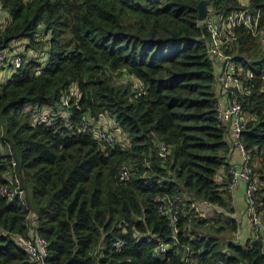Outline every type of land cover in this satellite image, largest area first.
<instances>
[{
	"label": "trees",
	"instance_id": "obj_1",
	"mask_svg": "<svg viewBox=\"0 0 264 264\" xmlns=\"http://www.w3.org/2000/svg\"><path fill=\"white\" fill-rule=\"evenodd\" d=\"M200 1L0 0L8 14L0 49L20 40L26 50L46 46L40 75L0 83V186L15 162L25 190L23 201L0 198V264H35L18 242L30 233L48 242L45 264H188L185 255L189 264H264V236L232 241L238 222L229 193L231 147L215 117L217 65L197 19ZM247 4L252 15L259 12L264 33V0ZM207 7L220 22L244 10L240 0H209ZM232 32V50L243 72L253 74L241 141L258 179L254 205L264 224V45L241 26ZM34 66L41 65L31 58L24 71ZM115 74L130 81L115 86ZM28 107L58 114L40 126ZM106 113L124 144L118 136L111 146L91 131L76 133L84 115L96 122ZM160 143L170 148L165 160L157 156ZM124 163L133 169L126 184L118 181ZM164 194L182 201L181 250L157 257L155 241L171 243L172 227L154 202ZM198 205L220 211L205 218Z\"/></svg>",
	"mask_w": 264,
	"mask_h": 264
},
{
	"label": "built area",
	"instance_id": "obj_2",
	"mask_svg": "<svg viewBox=\"0 0 264 264\" xmlns=\"http://www.w3.org/2000/svg\"><path fill=\"white\" fill-rule=\"evenodd\" d=\"M240 4L244 7V10L228 16L225 22H220L217 18L207 16L203 23L209 34V54L217 65L214 84L217 97L215 117L217 122L224 127L225 142L229 144L231 150L237 152L241 157L240 167L229 170V185L233 186L239 181L244 183V196L248 203L246 215L252 238H254L259 235L264 236V224L262 223L258 208L254 205V197L258 191V179L254 175L251 167L250 152L245 149L241 141V136L246 131V126L249 121V116L243 109L242 102L252 93V87L248 83L252 81L253 74L243 72L240 58L232 50L235 40L232 29L234 27H243L254 38H257L261 45H264V33L258 28L259 12L256 11L252 15L251 12L246 10L248 6L247 0H240ZM22 42V40L13 41L3 49H0V83H5L20 73H27L30 76L40 75L42 67L46 65L45 62L41 63L38 60V56L31 49L28 48L26 50L25 43ZM42 57L46 61V57ZM31 58L33 61L39 62L41 66H34L24 71L25 64L30 62ZM137 84H134V88L138 90L140 95L144 94L145 90L142 85L137 87ZM222 100H224L225 104H223ZM68 104L69 97H64L60 107L64 118L67 112L63 111L62 108L67 107ZM57 114L58 112L55 114L54 110L43 107L35 119L36 124L40 126L47 125ZM115 127L113 125L108 130L103 119L100 120L99 118L95 122L87 115H84L76 133L84 134L91 131L97 142L113 146L119 142L117 137L119 130H116ZM169 154V146H166L164 143H160L157 146L158 158L165 160ZM145 168L147 171L151 170L149 161L145 162ZM132 175L133 169L131 164L124 163L118 171V181L126 184L130 181ZM145 177H148L147 173L143 174V178ZM4 180L6 184L0 186V198L8 202L23 201L25 190L21 186L15 162L11 164L10 168L4 174ZM154 202L158 206V214L167 220L172 227L170 235L171 243L156 240L154 255L157 257L165 256L170 251L179 253L181 247L178 245L176 222L182 201L177 196L174 197L164 194ZM196 212L200 214L197 208ZM18 242L23 251L35 264H45L48 249V242L45 238L38 235L32 237L30 233L25 239L18 237ZM189 252H191L189 247L184 248L183 254ZM184 262L189 264L187 255H185Z\"/></svg>",
	"mask_w": 264,
	"mask_h": 264
},
{
	"label": "crops",
	"instance_id": "obj_3",
	"mask_svg": "<svg viewBox=\"0 0 264 264\" xmlns=\"http://www.w3.org/2000/svg\"><path fill=\"white\" fill-rule=\"evenodd\" d=\"M1 11V10H0ZM3 13L2 16H0V24L6 25V20L8 18V14L1 11ZM2 22V23H1ZM223 104H225L224 100H222ZM227 162L230 166V169L232 168H239L241 163V157L240 155L235 152L234 150H230L229 154L227 155ZM225 179L224 172L220 173V176L218 177V181L222 182V180ZM244 183L239 181L235 185L230 186L229 185V193L231 197V203L234 208V218L238 222V230L236 237L238 239L245 241L250 238H252L251 229L249 226V223L247 221V215H246V209L248 206V203L244 196ZM196 208L201 210V214L205 215V218L208 216L213 215V213L217 210L220 211V209H217L215 207H205L202 206H196Z\"/></svg>",
	"mask_w": 264,
	"mask_h": 264
},
{
	"label": "rangeland",
	"instance_id": "obj_4",
	"mask_svg": "<svg viewBox=\"0 0 264 264\" xmlns=\"http://www.w3.org/2000/svg\"><path fill=\"white\" fill-rule=\"evenodd\" d=\"M0 10H1V8H0ZM1 11H0V16L3 15V13ZM4 27H5V25L0 24V30L3 29ZM40 40H44V39L43 38H40ZM22 43H25V48H26V46L28 45V42L27 41L26 42L23 41ZM45 49H46V46L44 44H42V43H38V46L37 47H32V49H31L38 56V60L41 63H44L45 62L44 59H43V57H42V51H44ZM115 75L116 76H115V78L113 80L115 86L121 87V86L125 85L127 83V81L129 80L128 77L125 74L122 75V76H117V74H115ZM135 83H137V81L134 79V81H133L132 84L134 85ZM131 89H132V87H131ZM70 91H71V93L73 95H78V93L76 92V89L72 88ZM41 109H38L37 107H28V108H26L25 111L26 112H29L30 113L31 120L32 121H35V119L37 118V116L40 113ZM101 119H103L105 121L106 128L108 130H110L113 125H114V127L116 126L113 117H111L107 113H106V115L104 114L103 116H101L100 117V120ZM116 130H118V129L116 128ZM117 136L120 137V143L121 144H124L125 143V138H124L123 134L120 133V132H117ZM209 217H212V215L211 216H208L207 218H209ZM235 238H236V236L234 235L233 238H232V241L235 240Z\"/></svg>",
	"mask_w": 264,
	"mask_h": 264
},
{
	"label": "water",
	"instance_id": "obj_5",
	"mask_svg": "<svg viewBox=\"0 0 264 264\" xmlns=\"http://www.w3.org/2000/svg\"><path fill=\"white\" fill-rule=\"evenodd\" d=\"M208 4H209V0H202L199 2L198 15H197V19L199 22H203L205 18L207 17V15L209 14V10L207 7Z\"/></svg>",
	"mask_w": 264,
	"mask_h": 264
}]
</instances>
